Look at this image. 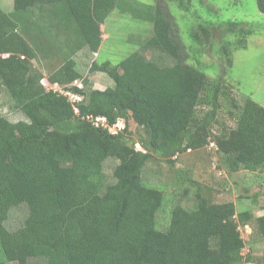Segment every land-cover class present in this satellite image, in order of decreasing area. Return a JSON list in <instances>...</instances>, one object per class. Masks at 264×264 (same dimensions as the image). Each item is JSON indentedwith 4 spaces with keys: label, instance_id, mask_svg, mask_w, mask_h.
Returning <instances> with one entry per match:
<instances>
[{
    "label": "trees",
    "instance_id": "16d2710c",
    "mask_svg": "<svg viewBox=\"0 0 264 264\" xmlns=\"http://www.w3.org/2000/svg\"><path fill=\"white\" fill-rule=\"evenodd\" d=\"M117 1L14 0V9L55 4L42 8L52 16L50 24L70 29L72 17L85 44L97 52L103 23ZM59 3L66 5L67 16ZM258 4L264 12V0ZM152 20L153 34L144 46L175 62L164 65L142 50L118 65L94 61L91 70L106 72L115 82L99 89L71 57L48 81L82 80L83 87L69 85L83 97L72 101L41 83L45 76L34 63L38 54L27 38L30 32L22 34L19 21L0 6V80L26 115L16 122L0 115V264H29L33 257L45 264H243L249 260L242 253L247 242L241 225L253 220L255 240L264 241V213L238 211L234 201L214 202L200 194L191 208L173 205L168 225L159 227L166 195L145 181L148 161L172 162L215 141L228 172H264V105L249 96L227 98L236 124L214 134L223 86L187 62V45L170 12L157 3ZM36 36L33 32L31 38ZM206 105L210 109L201 114ZM99 116L109 125L123 118L125 127L112 133L96 126ZM131 120L146 138L133 136ZM109 157L119 161L111 183L104 171ZM22 203L29 215L11 230L6 220Z\"/></svg>",
    "mask_w": 264,
    "mask_h": 264
},
{
    "label": "rangeland",
    "instance_id": "374dc122",
    "mask_svg": "<svg viewBox=\"0 0 264 264\" xmlns=\"http://www.w3.org/2000/svg\"><path fill=\"white\" fill-rule=\"evenodd\" d=\"M157 3L172 14L178 36L187 45V62L207 73L209 80L223 86V105L216 116L214 134H219L224 127H234L236 124L235 117L229 111L231 106L227 98L242 101L249 96L264 105V12L260 9L258 0H118L103 23L104 39L99 50L95 52L88 48L85 53L78 55V70L84 78H89L93 87L105 89L115 83L106 72L91 70L94 61H108L118 65L132 52L142 50L148 58L164 65L175 62L167 53L158 49H146L144 46L153 34L152 14ZM59 4L66 10L62 14L66 15V5ZM50 5L58 7L55 4H44L41 8L36 6L16 12L14 0H0L2 9L22 25L20 32L24 34V29L30 32L28 37L24 35L36 50H40L41 58L47 61L43 65H46L48 75L62 65H51L50 61L52 64L65 63L72 57L71 49L76 45L78 36L83 41L72 17L68 20L72 25L71 31H67L66 24L63 23L57 27L50 24L52 16L48 10L42 9ZM74 30L79 33L78 36ZM33 32L37 33L34 40L31 38ZM41 32L44 49L38 47ZM65 32L74 37H68ZM229 58L233 62H229ZM34 63L36 64L35 60ZM42 73L46 74L43 70ZM80 82L82 80L79 79L78 84ZM41 83L46 89L60 93H65L63 90L70 86H77L75 82L54 84L41 80ZM14 103L0 80V115H5L14 122L25 119L26 115ZM206 106L201 107V114L210 109ZM129 126L136 139L147 137V133L133 120L129 121ZM138 148H142L140 144ZM118 162L114 157H109L104 162L108 183L115 181L114 170ZM144 179L165 191L163 209L157 217L160 228L168 225L173 205L182 203L191 208L199 194L214 202L234 201L238 211L251 209L255 216L264 213V172L245 169L228 172L220 161L215 141L199 149H188L174 157L172 162L154 157L144 168ZM28 215L29 209L25 203L13 207L6 220L7 227L11 230L21 227ZM241 230L247 242L242 253L249 260L243 264H262L264 241L255 240L254 220L252 223L242 224ZM45 263V259L40 257L29 260V264Z\"/></svg>",
    "mask_w": 264,
    "mask_h": 264
},
{
    "label": "crops",
    "instance_id": "0c3cea01",
    "mask_svg": "<svg viewBox=\"0 0 264 264\" xmlns=\"http://www.w3.org/2000/svg\"><path fill=\"white\" fill-rule=\"evenodd\" d=\"M71 29H72V27L70 28V29H66L67 31H71ZM75 29V28H74ZM66 33V35H69L68 37H70V38H73L74 36H73V34L71 35L69 32H65ZM74 33H76V36H78V32L76 31V30H74ZM41 36H42V34H40L39 36H38V47L40 48V49H44V45H43V43H42V41H41ZM75 40V39H74ZM75 43V42H74ZM74 43H73V45H74ZM89 47H88V45L87 44H85V42L84 41H82V39H80L79 38V36H78V40H77V43H76V45L75 46H73V48L71 49V55L70 56H72L74 59H75V61L77 62V69H78V65H79V60H78V55H80V54H82L83 52L85 53L87 50L86 49H88ZM90 49V48H89ZM37 54H38V59L37 60H35L36 61V65L37 66H39V68H41L42 66H43V72L44 73H46V74H44L45 75V77L43 78V80H45V82L46 81H48V76L50 75H48V73L45 71L46 69H45V66L43 65V62H47L43 57L41 58V52H40V50L39 49H37ZM49 64H51V65H58V66H60L61 64L63 65V62H61V63H55V64H52L51 63V61L49 62ZM41 70V71H42Z\"/></svg>",
    "mask_w": 264,
    "mask_h": 264
},
{
    "label": "built area",
    "instance_id": "2783aa9c",
    "mask_svg": "<svg viewBox=\"0 0 264 264\" xmlns=\"http://www.w3.org/2000/svg\"><path fill=\"white\" fill-rule=\"evenodd\" d=\"M80 86H81V84H80ZM65 94H68L73 101L83 99V97L81 95L72 93L71 91H65ZM94 122H95L96 126L108 127L110 132H112V133H117V132L123 130L125 127V120L123 118L118 119L113 125H109L107 118L104 116L96 117L94 119Z\"/></svg>",
    "mask_w": 264,
    "mask_h": 264
},
{
    "label": "clouds",
    "instance_id": "9594fccd",
    "mask_svg": "<svg viewBox=\"0 0 264 264\" xmlns=\"http://www.w3.org/2000/svg\"><path fill=\"white\" fill-rule=\"evenodd\" d=\"M75 83H77V84H75V85H77V86H79V87H83V83L82 82H80L81 83V86H80V84H78V80H76L75 81ZM54 84H56V83H54ZM63 91H71L72 93H75V94H78V93H76V92H74V91H72V90H69L68 88L67 89H65V90H63ZM62 93V92H61ZM62 94H65V93H62ZM65 95H67L70 99H71V97L68 95V94H65ZM72 100V99H71ZM73 101V100H72ZM105 117V116H104ZM106 128V127H105Z\"/></svg>",
    "mask_w": 264,
    "mask_h": 264
}]
</instances>
